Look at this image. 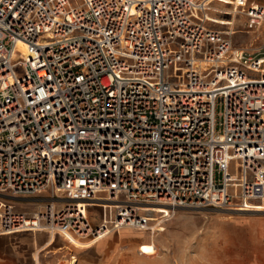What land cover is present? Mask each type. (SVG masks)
I'll use <instances>...</instances> for the list:
<instances>
[{
	"label": "built area",
	"instance_id": "obj_1",
	"mask_svg": "<svg viewBox=\"0 0 264 264\" xmlns=\"http://www.w3.org/2000/svg\"><path fill=\"white\" fill-rule=\"evenodd\" d=\"M215 1L0 0V234L264 203L263 62L208 25Z\"/></svg>",
	"mask_w": 264,
	"mask_h": 264
},
{
	"label": "rangeland",
	"instance_id": "obj_2",
	"mask_svg": "<svg viewBox=\"0 0 264 264\" xmlns=\"http://www.w3.org/2000/svg\"><path fill=\"white\" fill-rule=\"evenodd\" d=\"M252 2H255V5H264V0H250L248 5ZM216 4L227 5L223 2H216ZM209 15L232 17L215 10H211ZM208 25L220 29L228 28L227 25L211 21ZM234 27L235 30L237 29V32L232 35L234 48L245 50L253 58L262 59L264 57V22L260 27L250 28L248 16L246 12H242L236 16ZM262 62H260L261 66L264 67V61ZM47 196L49 193L45 192L36 198L17 199L16 203L20 204L19 209L32 213L40 207V203L45 201ZM164 211L158 208L151 210L152 220L156 221H152L150 225L159 223L160 220H157L155 216L160 214L156 212ZM97 212L98 209L95 208L92 213ZM263 216L264 211L252 213V211L235 212L211 207H178L172 218L156 225L153 229L143 232L138 230L133 235L122 238L117 231L113 232V236L104 242L103 255L94 247L73 245L67 248L65 245L69 242L60 235V240L58 239L54 247L64 245L63 249L52 252H48V249L40 251L39 264H58L59 262L70 264L62 260L69 259L74 254L79 257L77 264H134V258L139 254L147 257L148 264H245L247 250L253 248L250 234L262 232V225L257 222L259 220L257 217ZM38 235L42 238L40 237L39 242L31 248L26 243H23L26 245L23 246L14 239L0 244V248L15 249L20 256V262L18 257L15 258L16 264H34L35 252L48 238V234L44 232Z\"/></svg>",
	"mask_w": 264,
	"mask_h": 264
},
{
	"label": "bare ground",
	"instance_id": "obj_3",
	"mask_svg": "<svg viewBox=\"0 0 264 264\" xmlns=\"http://www.w3.org/2000/svg\"><path fill=\"white\" fill-rule=\"evenodd\" d=\"M216 2H223L227 5L226 6H219L216 4ZM243 4H245V2L244 1L242 2L241 0H217V1H215L214 3H212L210 5V8L212 10H215L217 12H221V13L226 14V15H232V17H226V16H217L216 17V16L209 15V17L211 18L210 21L215 22V23H219L222 25H227L228 28H226V29H220V28H218V29H220L224 32H228L232 35L235 34L237 32L236 31L237 29L235 30V27H234L236 16L239 13L245 12L243 7L240 6ZM262 6L264 7V5H262ZM263 22H264V20L262 21V23ZM262 23H261V25H262ZM19 45L24 46V44H22V43ZM262 61H264V57L262 59H260L259 61L255 60L253 62V66L258 67L259 63ZM259 67H260L258 69L259 71H261V70L264 71L263 66L260 65ZM255 205L258 207H256V209H254L255 211H253V212L264 211V203L260 202V203H256ZM154 209H155L154 207H151L148 210L151 211ZM162 210H166V209L162 208ZM235 212H238V211H235ZM159 224L160 223H157L156 225H159ZM156 225H153V226L151 225L148 228L143 229V230H139V231L143 232L147 229H153L156 227ZM116 231L118 232L120 238H122L124 236L133 235L135 232L138 231V229H134V228H130V227H123V228H120L119 231L118 230H116ZM113 232H115L114 229L108 228L107 230L100 232L101 234L99 236H97L96 238L93 237V238H90L88 240L79 239L78 237L73 236L72 234H67L66 237L61 235V238L63 237V239H65L69 242L68 245H65L67 248H70L73 245L83 246L86 248L94 247L97 249V251L100 254L102 253V255H103V253L105 252L104 242L106 241V239L111 238L113 236V234H112ZM59 238H60V234L58 235V233L53 232L51 235H49V237L47 238V240L45 241L44 244L39 245L40 247H38V250L35 252V256H33V259L37 262V264L40 263V259H39L40 258V256H39L40 251L48 249L47 250L48 252H52V251H57L58 249H63L64 245H62L60 247H54V245L56 244V242L58 241ZM50 248H52V249H50ZM78 260H79V257H77V255L74 254L69 259L65 258L62 261L70 263V264H77ZM61 263L62 262H59L58 264H61Z\"/></svg>",
	"mask_w": 264,
	"mask_h": 264
},
{
	"label": "crops",
	"instance_id": "obj_4",
	"mask_svg": "<svg viewBox=\"0 0 264 264\" xmlns=\"http://www.w3.org/2000/svg\"><path fill=\"white\" fill-rule=\"evenodd\" d=\"M257 218H259L257 222H259L262 225V232L250 234V240L253 242L251 245L253 248L247 250V261L245 262V264H264V216ZM40 232L47 233L48 237L50 235L48 232L45 231H38V232L25 231V232L12 233V234H0V244H4L5 242H9L11 239H14V240H18L23 246L28 245L29 248H31L33 247L34 244L39 242L41 236H39L38 233ZM45 241L46 240H44V242ZM23 243H26V245H24ZM16 257L19 258V262H20V256L15 249L0 248V259L2 260L0 261V264H16V259H15ZM146 258L147 257L141 254L136 255L134 258V264H148L149 261ZM33 261L34 264H37V262L34 259ZM235 261L239 263L238 260Z\"/></svg>",
	"mask_w": 264,
	"mask_h": 264
},
{
	"label": "snow or ice",
	"instance_id": "obj_5",
	"mask_svg": "<svg viewBox=\"0 0 264 264\" xmlns=\"http://www.w3.org/2000/svg\"><path fill=\"white\" fill-rule=\"evenodd\" d=\"M145 251H149V249H145Z\"/></svg>",
	"mask_w": 264,
	"mask_h": 264
}]
</instances>
